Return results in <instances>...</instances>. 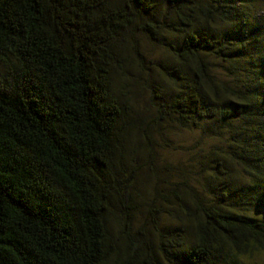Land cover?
<instances>
[{
    "label": "trees",
    "instance_id": "1",
    "mask_svg": "<svg viewBox=\"0 0 264 264\" xmlns=\"http://www.w3.org/2000/svg\"><path fill=\"white\" fill-rule=\"evenodd\" d=\"M245 2L0 0V264H106L112 254L109 217L118 220L117 209L130 205V182L117 158L123 108L112 94V72L136 31L152 40L177 35L176 44L166 45L180 69L165 111L183 128L217 120L222 129H239L230 157L249 180L235 193L223 162H216L212 178L227 185L211 187V200L194 203L190 217L183 210L189 234L179 229L168 238L166 259L258 264L264 71L251 70L252 79L235 88L217 82L208 61L232 67L251 57ZM217 23L228 33L217 36L210 29Z\"/></svg>",
    "mask_w": 264,
    "mask_h": 264
},
{
    "label": "rangeland",
    "instance_id": "2",
    "mask_svg": "<svg viewBox=\"0 0 264 264\" xmlns=\"http://www.w3.org/2000/svg\"><path fill=\"white\" fill-rule=\"evenodd\" d=\"M157 10L162 19V3ZM243 11L248 33L245 46L251 57L232 67L215 57L208 58L217 82L235 88L244 87L252 79L255 72L252 75L251 70L264 71V0H246ZM218 24L210 28L217 36L228 33V26ZM178 40L169 32L152 40L136 31L123 45L120 61L112 72V94L123 108L117 158L130 182V205L117 209L118 220L109 217L114 244L106 264H135L147 259L170 264L162 250H172L168 238H174L179 229L189 234L188 218L193 215L194 203L210 201L211 187L223 186L219 185L222 181L227 185L223 179L212 178L216 162H223L229 179L227 187L235 193L249 185L240 165L230 157V148L235 146L232 139L239 136V129H222L217 120L183 128L165 111L176 94L172 78L180 69L166 45ZM183 210L189 212V217ZM246 214L262 218L255 212ZM124 230L130 232V238ZM263 259L256 262L262 264Z\"/></svg>",
    "mask_w": 264,
    "mask_h": 264
}]
</instances>
